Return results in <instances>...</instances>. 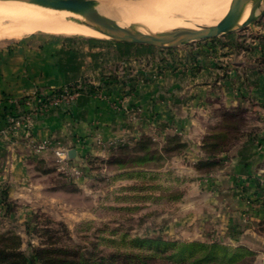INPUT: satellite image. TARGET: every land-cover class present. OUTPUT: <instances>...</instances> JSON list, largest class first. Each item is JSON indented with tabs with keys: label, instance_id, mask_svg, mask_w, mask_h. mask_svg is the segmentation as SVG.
<instances>
[{
	"label": "rangeland",
	"instance_id": "374dc122",
	"mask_svg": "<svg viewBox=\"0 0 264 264\" xmlns=\"http://www.w3.org/2000/svg\"><path fill=\"white\" fill-rule=\"evenodd\" d=\"M96 1L99 6L120 11L124 9L121 12L125 14L128 6H136L149 0ZM8 2L14 4L15 8H24L23 3ZM262 10L261 22L264 20V4ZM3 15L0 14V28L8 26V19ZM112 18L118 20L114 16ZM155 18L150 16L151 20L164 26ZM203 22L197 23V27L204 26ZM132 25L134 23L128 26ZM256 29L257 24H251L246 30L229 36L168 50L147 45H126H132L133 52L143 49L151 52V58L143 61L149 69L158 62L165 63L169 68H179L181 58L178 55L189 51H200L198 56L204 54L205 49H210L209 53L217 55L219 51L222 54L244 51L254 56L256 51L264 49L261 47L264 33L259 34ZM33 36L80 40L81 44L91 40L111 47L114 44H125L109 38L48 33L0 38V43L14 44ZM255 40L258 41L257 44ZM230 44L232 47L224 49ZM174 57H177L176 62ZM237 59L238 56L234 55L233 61ZM126 74L133 80L132 84H135V79L131 76L133 74ZM110 78L123 82L125 71L117 68L113 73L105 75L104 79ZM85 83L82 86L87 92L102 89L98 88L100 82ZM128 88L133 89L131 86ZM257 112L240 106L213 110V121L208 125L203 123L204 133L197 136L198 140L195 139V143H199L196 156L189 155L186 138L175 133L170 134L169 138L176 137L178 143L185 146L184 149L170 144L169 138L164 141L153 133L136 141L123 139L103 146L95 144L96 151L93 150L85 156L80 155L82 163L70 160L69 164H60L51 151L35 152L29 142H26V148L32 155L27 177L19 184L8 181L0 183V250L23 252L34 259L35 250L51 249L62 251L70 261L80 262L81 254L86 259L97 260L113 253H149L151 250L148 247L141 248L133 241L154 239L168 244H219L233 250L244 249L250 255L237 264H263L261 252L250 244L255 235L250 232L244 236L243 231L246 228L242 224L246 226V221L249 222L250 219L247 220L246 217V221L240 225L238 220H233V227L228 231L231 235H225L227 226L226 221L222 220L224 211L231 208L227 197L242 198L247 206L255 207L253 199L243 195L242 187L237 184L231 190L225 189L223 193L221 190L215 193V187L211 184L212 175L226 167L229 157L245 141L246 137L243 138V135L255 132L253 121L258 117ZM11 128L13 129L12 125L9 129ZM219 135L222 136L219 148L222 147L223 152L205 151L203 146L206 140ZM143 137L152 141L149 153L153 160L140 166L132 162L136 153L124 151L122 148H133ZM209 154L215 155L214 161L220 165L208 167L206 163L213 161ZM118 160L123 163H115ZM233 231L236 235H233ZM168 253H173V250L169 249Z\"/></svg>",
	"mask_w": 264,
	"mask_h": 264
},
{
	"label": "crops",
	"instance_id": "0c3cea01",
	"mask_svg": "<svg viewBox=\"0 0 264 264\" xmlns=\"http://www.w3.org/2000/svg\"><path fill=\"white\" fill-rule=\"evenodd\" d=\"M256 24L259 34L264 33V20ZM229 47L232 44L224 49ZM131 48L41 36L0 43V183L19 184L27 177L32 155L25 143L30 138L51 140L57 147L76 149L85 156L98 139L107 145L156 133L165 141L175 133L186 138L189 155L196 156L199 143L195 139L204 133L203 123L213 121V110L239 106L258 110L254 134L237 147L225 168L212 175L211 184L215 193L237 184L243 195L253 199L255 207L242 198L227 197L231 208L224 211L222 220L225 235H231L233 220L240 225L246 217L250 219L246 226L242 224L244 236L255 235L250 244L261 252L264 264V49L254 56L244 51L217 55L205 49L199 56L200 51H179V68L158 62L149 69L143 61L151 58V52ZM117 68L125 71V81L97 92L83 90L71 102L48 107L50 95L74 85L81 88L85 82L99 84ZM126 73L133 74L135 84ZM41 106L45 109L38 112ZM10 119L25 125L15 127Z\"/></svg>",
	"mask_w": 264,
	"mask_h": 264
},
{
	"label": "bare ground",
	"instance_id": "6f19581e",
	"mask_svg": "<svg viewBox=\"0 0 264 264\" xmlns=\"http://www.w3.org/2000/svg\"><path fill=\"white\" fill-rule=\"evenodd\" d=\"M238 1L149 0L136 6L130 5L129 7L127 5L128 10L126 9L125 14L121 12L124 9L120 11L102 5L98 7V11L105 16H114L123 27L134 23V26L138 27L139 32L143 35H151L163 31L197 29V23L201 21H204L205 25H216ZM13 5L8 1L0 2V14L1 16L4 14L5 16H3L8 19V26L0 28V38H20L23 35L35 33L108 38L100 32L102 29L100 26L87 21L81 16L27 3H23L24 8L22 9L15 8ZM36 12L49 15L44 16ZM249 13L250 8L247 9L244 19ZM150 16L156 17L155 19H158L159 21H157L163 23L164 26L151 20Z\"/></svg>",
	"mask_w": 264,
	"mask_h": 264
},
{
	"label": "trees",
	"instance_id": "16d2710c",
	"mask_svg": "<svg viewBox=\"0 0 264 264\" xmlns=\"http://www.w3.org/2000/svg\"><path fill=\"white\" fill-rule=\"evenodd\" d=\"M116 83H118L117 78L103 79L98 88H109ZM68 90L70 93H80L84 89L80 88L79 85H74L68 87ZM253 134L243 135V138L252 137ZM217 136L209 137L206 140L203 146L205 151L209 152L210 150H214V153L223 152L221 150L222 147L219 148L221 146L222 136ZM177 140L176 137H171L168 139V142L170 144L173 143L179 149H184L185 146L180 145ZM149 145H152L151 139L143 137L133 148L126 147L122 149L136 153L132 162L141 166L153 160L152 155L149 153ZM209 155L213 158V161L206 163L208 167L220 165L219 162L214 161L215 155ZM115 163L122 164L123 162L118 160ZM133 243L136 246H141V248L143 246L148 247L151 251H148L149 253H113L109 257L102 256L97 260L86 259L81 254V261L78 262L66 259L62 251H52L51 249L35 250L34 259H31L23 252H12L11 250L3 249L0 250V264H34L36 262H40L41 264H237L247 255H250L248 252L246 254L244 249L233 250L219 244H168L154 239H136ZM160 247L164 248L160 249ZM169 249L173 250V253L169 254Z\"/></svg>",
	"mask_w": 264,
	"mask_h": 264
},
{
	"label": "water",
	"instance_id": "95a60500",
	"mask_svg": "<svg viewBox=\"0 0 264 264\" xmlns=\"http://www.w3.org/2000/svg\"><path fill=\"white\" fill-rule=\"evenodd\" d=\"M7 1L32 4L81 16L87 21L100 26L102 28L100 32L114 42L147 45L167 50L244 31L251 24L260 21L264 4V0H239L216 25H204L197 29L171 30L143 35L139 32L138 27L134 25L123 27L112 16L102 15L98 11L99 5L96 0H0V2ZM248 8H250V13L244 19ZM67 154L71 161L82 163L81 156L76 149H70Z\"/></svg>",
	"mask_w": 264,
	"mask_h": 264
},
{
	"label": "built area",
	"instance_id": "2783aa9c",
	"mask_svg": "<svg viewBox=\"0 0 264 264\" xmlns=\"http://www.w3.org/2000/svg\"><path fill=\"white\" fill-rule=\"evenodd\" d=\"M78 92L75 93H70L68 88H65L63 90H61L59 93H55L53 95H50L49 97H47L46 102L49 106H57L60 103L63 102H71L72 100L75 99V97L78 95ZM47 107V105L45 106ZM45 107H42L40 109V107L37 108L38 112H41L42 110L45 109ZM10 123L15 126V127H20L22 125H25L24 121H16L14 119H10ZM29 145L31 146V148L38 153H42V152H53L54 155L56 156L58 162L60 164H69L70 159L68 157V150H64L61 149L59 147L56 146L55 142L51 141V140H44V141H36L33 140L32 138H30L28 140ZM97 145H105L106 143L100 139H98L96 141Z\"/></svg>",
	"mask_w": 264,
	"mask_h": 264
}]
</instances>
